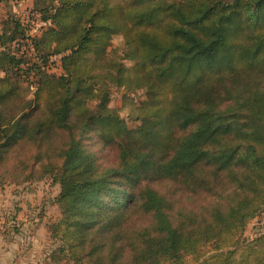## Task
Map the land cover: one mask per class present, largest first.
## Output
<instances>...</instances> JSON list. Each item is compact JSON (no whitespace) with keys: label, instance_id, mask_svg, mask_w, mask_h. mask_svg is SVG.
Returning <instances> with one entry per match:
<instances>
[{"label":"trees","instance_id":"obj_1","mask_svg":"<svg viewBox=\"0 0 264 264\" xmlns=\"http://www.w3.org/2000/svg\"><path fill=\"white\" fill-rule=\"evenodd\" d=\"M32 12L39 34L0 33V170L15 161L0 177L58 184L44 264H264V232L245 236L264 216V0ZM113 88L144 91L135 128L108 107Z\"/></svg>","mask_w":264,"mask_h":264},{"label":"rangeland","instance_id":"obj_2","mask_svg":"<svg viewBox=\"0 0 264 264\" xmlns=\"http://www.w3.org/2000/svg\"><path fill=\"white\" fill-rule=\"evenodd\" d=\"M34 2L35 0H0V33L18 23L29 32V35L39 34L42 25L39 16L32 12ZM12 47L17 49V46L13 45ZM122 48L121 37L113 36L108 53L116 52L117 55H120ZM52 61L53 64L49 66V72L56 75L61 74L58 59L53 58ZM124 64L126 67L130 66L127 62ZM24 86L28 87L25 84ZM144 100L143 90L113 88L108 107L116 111L129 129H133L137 125L135 121L136 109ZM94 105L92 104V107ZM87 146L89 151L98 156L104 151L102 145L92 141L88 142ZM11 156H8L9 159L3 165V170L7 165L8 168L12 169L15 161L10 162ZM22 158L20 157V159ZM110 160L113 161L111 158ZM3 170H0V175H2ZM58 191V184H54L49 177L32 182L15 180L9 174L4 178L0 177V236L4 238L7 246L16 247V242L18 245L21 242L23 249L26 248V252L36 253L39 256L50 254L58 246V242L50 236L48 229L49 225L59 217V209L53 202ZM24 224L36 225L37 228L42 227L36 233V237L40 241H44L43 243L40 242L39 247H33L31 244L27 246L25 241H27L28 236L31 238L32 235H30L29 230L26 233L19 230ZM258 231L264 232V216L260 222L254 220L247 226L245 236L252 238ZM54 264H65V262L61 261Z\"/></svg>","mask_w":264,"mask_h":264},{"label":"crops","instance_id":"obj_3","mask_svg":"<svg viewBox=\"0 0 264 264\" xmlns=\"http://www.w3.org/2000/svg\"><path fill=\"white\" fill-rule=\"evenodd\" d=\"M42 229V227L37 228V226L26 225L22 226V232L26 233L30 231V236L27 237V246L31 244L33 247H39L40 239L36 237V233ZM20 232V231H19ZM32 233V234H31ZM41 243V245H42ZM20 242V245L16 242V247L7 246L5 244L4 238L0 236V264H44L47 263V255L41 254L40 256L36 253L31 254V252H26V248L23 249V246ZM38 255V256H37Z\"/></svg>","mask_w":264,"mask_h":264}]
</instances>
